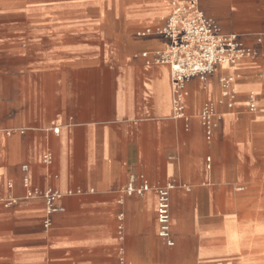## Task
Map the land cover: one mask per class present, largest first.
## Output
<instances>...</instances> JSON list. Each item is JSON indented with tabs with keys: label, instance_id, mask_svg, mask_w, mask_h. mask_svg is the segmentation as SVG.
<instances>
[{
	"label": "crops",
	"instance_id": "1",
	"mask_svg": "<svg viewBox=\"0 0 264 264\" xmlns=\"http://www.w3.org/2000/svg\"><path fill=\"white\" fill-rule=\"evenodd\" d=\"M171 1L0 0V198H20L0 204V264H187L171 257L182 246L196 264H223L211 262L260 246L236 190L264 155V0H199L258 54L190 78L186 118L174 117L170 67L143 57L167 39L139 34L166 24ZM232 72L229 107L220 77ZM207 102L219 115L210 141L200 121ZM23 164L33 186L61 192L60 211L48 216L43 198L23 199ZM132 176L190 188L171 191L174 246L158 236L155 191L123 195Z\"/></svg>",
	"mask_w": 264,
	"mask_h": 264
},
{
	"label": "built area",
	"instance_id": "2",
	"mask_svg": "<svg viewBox=\"0 0 264 264\" xmlns=\"http://www.w3.org/2000/svg\"><path fill=\"white\" fill-rule=\"evenodd\" d=\"M172 12L163 26L146 28L139 32L140 35L158 34L167 39V45L163 50L153 55L144 53L143 57L147 65L166 64L170 67L171 86L173 92V112L176 118H186V82L193 77L205 80L213 75L220 66L225 65L230 70L234 69L240 59L245 56L257 55L258 51L247 47L240 36L236 33H225L221 30L217 21L207 16L199 7V0H172ZM261 41V38L258 39ZM236 75L234 72L220 77L222 101L229 107L234 105L237 88ZM215 103L204 104L200 121L205 132L206 139L210 141L213 136V129L216 126L215 119L218 118ZM59 132V128H55ZM46 164L53 163V155L46 153L42 158ZM22 185L25 189L23 199L43 198L48 216L60 211L55 202L61 197V192L53 187L40 189L33 186L29 175V165H22ZM135 176H132L129 183L122 190L124 196L143 195L153 190L157 194V220L158 236L169 246H174L175 240L172 230L171 213V191L177 187L190 188L184 184L169 182L165 185L153 186L142 176L140 185L135 184ZM13 184L8 183L11 188ZM69 194L81 193L69 191ZM121 198V201H123ZM20 198H0V204L4 207L17 204ZM124 214L118 215L119 239H124ZM46 226L51 221L46 220ZM123 248H120V260L125 261Z\"/></svg>",
	"mask_w": 264,
	"mask_h": 264
},
{
	"label": "rangeland",
	"instance_id": "3",
	"mask_svg": "<svg viewBox=\"0 0 264 264\" xmlns=\"http://www.w3.org/2000/svg\"><path fill=\"white\" fill-rule=\"evenodd\" d=\"M236 192L237 200L241 204L242 221L249 225L258 224L261 228L260 246H257L256 249L252 246H244L246 248L244 258L214 259L211 263L221 261L223 264H264V252L261 251L264 248V155H259V162L258 159L255 160L250 179L237 188ZM202 209L206 210V204L202 205ZM180 248L181 246H176L172 249L168 248V250L175 253ZM171 257L184 260L187 264H196V257L191 253L190 246H182V251L180 249L178 255L173 254Z\"/></svg>",
	"mask_w": 264,
	"mask_h": 264
}]
</instances>
